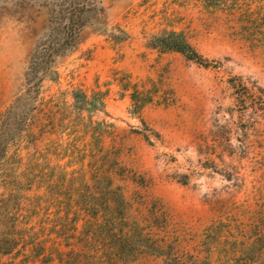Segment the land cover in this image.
Segmentation results:
<instances>
[{"label": "rangeland", "instance_id": "rangeland-1", "mask_svg": "<svg viewBox=\"0 0 264 264\" xmlns=\"http://www.w3.org/2000/svg\"><path fill=\"white\" fill-rule=\"evenodd\" d=\"M100 5L103 14L95 0H0V116L24 91L35 50L53 36L65 44L26 131L5 136L2 210L18 207L8 216L30 229L0 264H264L261 37L194 0ZM73 11L75 41L58 19ZM169 30L206 62L148 45ZM75 90L92 102L76 108ZM133 90L152 98L135 114ZM41 130L37 141L24 133ZM34 150L51 183L11 187L34 173Z\"/></svg>", "mask_w": 264, "mask_h": 264}, {"label": "trees", "instance_id": "trees-1", "mask_svg": "<svg viewBox=\"0 0 264 264\" xmlns=\"http://www.w3.org/2000/svg\"><path fill=\"white\" fill-rule=\"evenodd\" d=\"M194 1L206 12H223L233 16L237 24L241 28L247 30L248 33L255 31V34L261 37L264 44V0ZM100 3L101 0H95L96 12L103 14L105 8L101 6ZM81 17L80 13L74 11L69 14L64 12L63 15H60V18L58 16L59 21L64 23L63 36H66L67 39H71V41H75L82 27ZM95 21L97 23L99 22L98 20ZM148 45L151 48L158 49L160 52H179L187 59L200 64L206 62L203 56L185 39L183 34L174 30L153 35ZM64 47L65 44L60 40H56V37L53 36L50 39L48 38V42L44 43L41 48L35 50V53L29 57L24 73V91H21L15 97L13 102L0 116V156L5 151V144L7 141L5 136L7 133L14 131L12 135V137H14L15 135L22 136V132L26 131L25 126L30 118V112L37 106L36 102L43 77L55 65L56 59L61 56ZM130 98L131 112L134 114L139 113L141 108L152 99L147 93H139L137 90H133L130 93ZM73 99V105L76 108H81L92 102V100H88L85 93L78 90L73 92ZM100 104H103L101 100L98 105ZM39 125L44 126L45 123ZM24 133H30V136L34 138L35 141L42 140L43 135H45L42 134V130L36 134L29 131ZM21 158L22 157H19V164ZM29 162L34 173L25 174L22 172L17 174L16 178L9 183L11 187L20 190H30L32 187L38 189L43 187L44 184H46L45 188L48 187L51 182L46 178V167L48 166L46 154L34 150L33 154L30 156ZM56 166L59 167L58 165ZM29 175H31V177H29ZM7 200L8 199L0 198V255L10 254L19 244L24 248L28 242L24 243L22 239H24L26 232H29L30 229L27 228V222L22 220L16 221L17 218L8 216V214L15 216L18 213V207L14 208L15 212L8 210L5 212L2 210L7 206L5 204ZM29 244H33L34 247L38 245L34 242H30ZM35 254H39L38 250ZM51 260L52 258H50V261Z\"/></svg>", "mask_w": 264, "mask_h": 264}]
</instances>
